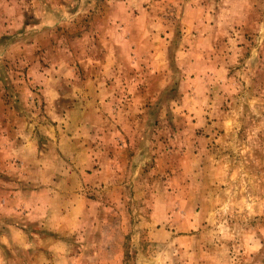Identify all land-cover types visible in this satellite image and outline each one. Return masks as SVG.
Here are the masks:
<instances>
[{
    "label": "rangeland",
    "instance_id": "374dc122",
    "mask_svg": "<svg viewBox=\"0 0 264 264\" xmlns=\"http://www.w3.org/2000/svg\"><path fill=\"white\" fill-rule=\"evenodd\" d=\"M0 264H264V0H0Z\"/></svg>",
    "mask_w": 264,
    "mask_h": 264
}]
</instances>
